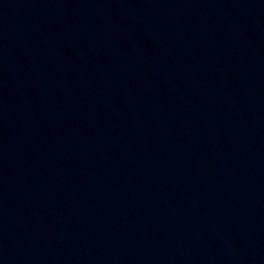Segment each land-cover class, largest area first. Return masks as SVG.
Returning <instances> with one entry per match:
<instances>
[{
    "label": "water",
    "instance_id": "95a60500",
    "mask_svg": "<svg viewBox=\"0 0 264 264\" xmlns=\"http://www.w3.org/2000/svg\"><path fill=\"white\" fill-rule=\"evenodd\" d=\"M0 264H264V0H0Z\"/></svg>",
    "mask_w": 264,
    "mask_h": 264
}]
</instances>
